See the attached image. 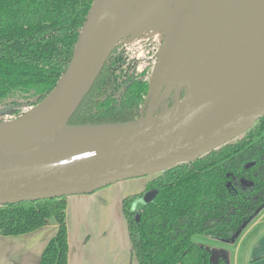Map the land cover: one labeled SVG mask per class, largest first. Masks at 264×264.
Segmentation results:
<instances>
[{
    "label": "trees",
    "instance_id": "1",
    "mask_svg": "<svg viewBox=\"0 0 264 264\" xmlns=\"http://www.w3.org/2000/svg\"><path fill=\"white\" fill-rule=\"evenodd\" d=\"M93 0H0V122L36 108L67 71ZM124 46L108 56L72 126L142 118L150 76L128 70ZM184 97V96H183ZM172 93L155 109L171 108ZM155 190L153 202H141ZM67 198L0 206V235L35 232L54 218L58 232L39 264H68ZM264 207V115L244 134L191 162L173 166L127 197L123 213L137 264H228L194 238L234 241Z\"/></svg>",
    "mask_w": 264,
    "mask_h": 264
},
{
    "label": "water",
    "instance_id": "2",
    "mask_svg": "<svg viewBox=\"0 0 264 264\" xmlns=\"http://www.w3.org/2000/svg\"><path fill=\"white\" fill-rule=\"evenodd\" d=\"M121 1L93 0L58 85L29 111L35 118L25 131L0 140V206L90 195L117 182L164 172L241 136L264 115V40L258 37L232 79L193 105L186 92L155 115L172 93L180 96L173 90L150 112L151 118L143 113L129 123L70 125L116 47L109 44ZM156 195L148 192L141 202L149 204ZM217 259L218 254L213 262Z\"/></svg>",
    "mask_w": 264,
    "mask_h": 264
},
{
    "label": "rangeland",
    "instance_id": "3",
    "mask_svg": "<svg viewBox=\"0 0 264 264\" xmlns=\"http://www.w3.org/2000/svg\"><path fill=\"white\" fill-rule=\"evenodd\" d=\"M232 1L238 0H128L125 3L127 10H125L124 25L121 27L122 30L120 29L115 46H124L129 63L127 65L129 68L128 70L143 71L146 69L149 72L150 90L145 101L146 109L143 112L144 115L151 118L150 112L153 111L160 102L167 98L169 92V88L164 85L158 95L154 96L151 89L152 77L162 53H165L166 57L169 56L175 45H181V47H178L180 51L176 50L175 53L172 52L174 54H182L185 51L190 52L186 49V41L190 35V30L194 29V27L195 32L191 33V38H195V42L197 39L201 42L200 47L197 50L195 47L192 48L193 52H196L199 58L201 57V63L198 67L199 73L204 68L212 73V71L217 70V66L223 58L225 59L226 57V59H228L232 55L227 54L224 57L225 53L223 52L222 47L224 45L223 42L226 43L225 45L229 46L231 41H237L238 47L234 51L248 45L251 47L254 44L252 43V39L249 41L248 38L249 36L251 38L255 37L256 32L251 35L252 29L249 30L251 25L248 23L249 20L245 13H241L242 16L240 18H236L234 13H229L226 17H224V15L210 16L213 6H222L226 2L230 3ZM179 4L181 6H179ZM128 5L129 7H127ZM237 7L240 6L238 5ZM206 11L208 12L205 14L204 12ZM202 12L203 14H201ZM122 16L118 18L119 21ZM206 23L209 28H211L209 32L208 30L200 29V27L204 24L206 25ZM244 27L246 28L244 29ZM240 28H243V30H240ZM247 28L249 34L244 32ZM216 33L219 35H215ZM184 34H187L188 36L186 35L185 37ZM214 39H217V43ZM208 49H210V51ZM225 49L229 51V47H226ZM213 50H215V52H213ZM161 51L162 53L160 54ZM182 62H184V60H182ZM188 87L189 84L175 92L183 97L186 95ZM162 174L163 172H160L145 177L151 181ZM118 183L119 182L116 184ZM253 219L248 222L249 224L247 223L245 225L237 238L232 242H225L201 236L195 237L194 240L211 249L215 255H223L228 258L229 264H257L259 261L250 262L247 257L248 252L252 250L251 247H249L251 241L250 243L247 241L245 244H242L240 241L247 227H250V225L255 222ZM258 264H260V262ZM261 264H264V262Z\"/></svg>",
    "mask_w": 264,
    "mask_h": 264
},
{
    "label": "crops",
    "instance_id": "4",
    "mask_svg": "<svg viewBox=\"0 0 264 264\" xmlns=\"http://www.w3.org/2000/svg\"><path fill=\"white\" fill-rule=\"evenodd\" d=\"M147 177L125 180L90 195L67 198L68 264H137L123 213L127 197L144 192ZM247 227L241 243H250V262H264V207ZM249 224V223H248ZM54 218L43 228L20 236L0 235V264H39L58 232ZM258 262V263H259ZM257 263V264H258ZM229 264V262H228Z\"/></svg>",
    "mask_w": 264,
    "mask_h": 264
},
{
    "label": "bare ground",
    "instance_id": "5",
    "mask_svg": "<svg viewBox=\"0 0 264 264\" xmlns=\"http://www.w3.org/2000/svg\"><path fill=\"white\" fill-rule=\"evenodd\" d=\"M127 1L128 0L126 1L122 0L115 10L116 16H117V23L111 35V38H110V44H109L110 49L115 47L117 39H118V34L120 33V29L124 25V20H125L124 16L126 14L125 10H127V8L125 7V3ZM129 5L127 7H129ZM238 5L240 7H237ZM179 6L181 5L179 4ZM207 12L208 11L204 13L206 14ZM229 13H234L236 18H240L242 16L241 13H245L247 15V18L249 20L248 23L251 25L249 30L252 29L251 35L256 32L255 37L251 38L249 36L248 38L249 41L250 39H252L253 41L252 43H254V46H257L256 42L258 41L257 40L258 37H261L263 38L262 40H264V0H238V1H232L230 3L226 2L222 6L215 5L212 7L210 16L224 15V17H226L227 14ZM201 14H203V12ZM121 16L122 18L119 21L118 18H120ZM207 26L208 24L206 23V25L205 24L202 25L200 29L208 30L209 32L211 28ZM245 28L246 27H244V29ZM194 29L190 30V35L187 41L184 39L186 41V49L189 50L190 52L185 51L182 54H174L176 50H179L178 47L180 48L181 45L179 46L175 45L174 49L172 50V52L174 53L170 52V55L167 57L165 53H162V51L160 52V54L162 53V56L157 64L155 73L151 81V89L153 91L154 96L158 95V93L160 92V90L162 89L164 85L167 86L169 88V92H171L173 90L180 89V87H182L185 83H188L189 87L187 90V96L189 100H191V103L193 105L195 104V102H198V100L205 98L207 93H209L208 91H210L213 87L221 88L222 86L226 85L232 79L236 65L239 62H244L248 60L249 57L251 56L249 53V50H251V47L249 45L234 51L238 47L237 41H231L229 46L225 45L226 43L223 42L224 45L222 47H223V52L225 53L224 57L227 54L229 55L232 54V55L228 59H226V57L225 59L223 58V60L217 66V70L212 71V73L206 70L205 68L202 69V71L199 73L198 67H199V64L201 63V57L199 58L198 54H196V52H193L192 48L195 47L197 50L200 47L201 42L199 41V39H197V41L195 42V38L193 37H192L193 38L192 40L191 33L195 32ZM240 30H243V28H240ZM244 32L249 34L248 28ZM217 34L218 33H216L215 35ZM184 35L186 37L187 34H184ZM226 47H229V51L225 49ZM208 50L210 51V49ZM213 52H215V50H213ZM182 60H184V62H182ZM179 106H180V103L176 105L175 109L179 108ZM169 114L170 112L165 113L164 115H161V117L168 116ZM34 118H35V112L31 111V112H27L26 114H24L20 119L1 123L0 124V140L12 138L22 133L31 125Z\"/></svg>",
    "mask_w": 264,
    "mask_h": 264
},
{
    "label": "flooded vegetation",
    "instance_id": "6",
    "mask_svg": "<svg viewBox=\"0 0 264 264\" xmlns=\"http://www.w3.org/2000/svg\"><path fill=\"white\" fill-rule=\"evenodd\" d=\"M154 191V190H153ZM151 192V191H150ZM145 196V195H144ZM143 199V198H142Z\"/></svg>",
    "mask_w": 264,
    "mask_h": 264
}]
</instances>
